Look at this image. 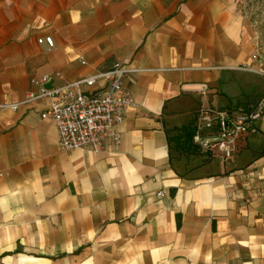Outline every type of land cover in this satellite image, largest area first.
Masks as SVG:
<instances>
[{
	"label": "crops",
	"instance_id": "0c3cea01",
	"mask_svg": "<svg viewBox=\"0 0 264 264\" xmlns=\"http://www.w3.org/2000/svg\"><path fill=\"white\" fill-rule=\"evenodd\" d=\"M255 0H0V264H264V114L234 155L170 136L264 94ZM51 35L54 46L40 43ZM261 51L262 58L253 55ZM124 61L118 144L62 150L47 87ZM108 89L100 77L84 90ZM19 103L14 109L8 105ZM182 151V152H181ZM162 195H158L159 192Z\"/></svg>",
	"mask_w": 264,
	"mask_h": 264
},
{
	"label": "built area",
	"instance_id": "2783aa9c",
	"mask_svg": "<svg viewBox=\"0 0 264 264\" xmlns=\"http://www.w3.org/2000/svg\"><path fill=\"white\" fill-rule=\"evenodd\" d=\"M40 43L54 46L51 35L42 36ZM253 58L260 60L261 51ZM244 69L253 70L264 76V68L253 69L248 64ZM124 61H116L112 67L95 75L65 81L60 86L47 87L46 83L54 78H62L60 71L45 74L32 79L36 89L30 90L27 102L46 97L49 106L42 113L43 117H52L58 127L59 145L62 150H74L89 147L94 151L103 150L108 143L118 144L121 139L120 125L127 110L134 105L130 89L124 78L133 72ZM100 77L107 78L108 89L100 94L84 90V86H93ZM19 103L8 105L14 109ZM264 114V94L258 104L249 111L242 109L218 110L205 108L198 112L196 132L193 141L200 150L210 156L220 152L226 159L236 151L237 140L253 127L256 119ZM158 195H162L160 191Z\"/></svg>",
	"mask_w": 264,
	"mask_h": 264
},
{
	"label": "trees",
	"instance_id": "16d2710c",
	"mask_svg": "<svg viewBox=\"0 0 264 264\" xmlns=\"http://www.w3.org/2000/svg\"><path fill=\"white\" fill-rule=\"evenodd\" d=\"M196 120V117H194L188 124L181 127H175L174 130H176L177 133L170 136V141H174L176 147L180 148L182 151L185 150L186 152H189L190 148L200 150L199 146L193 141L196 132Z\"/></svg>",
	"mask_w": 264,
	"mask_h": 264
},
{
	"label": "rangeland",
	"instance_id": "374dc122",
	"mask_svg": "<svg viewBox=\"0 0 264 264\" xmlns=\"http://www.w3.org/2000/svg\"><path fill=\"white\" fill-rule=\"evenodd\" d=\"M255 2L257 3V5L259 7V9H258L259 13L261 15H263L262 16L263 17L262 18V23L264 25V0H255ZM189 152L191 154H193L194 156H199V154L201 153V151L199 149H193V148H190Z\"/></svg>",
	"mask_w": 264,
	"mask_h": 264
}]
</instances>
